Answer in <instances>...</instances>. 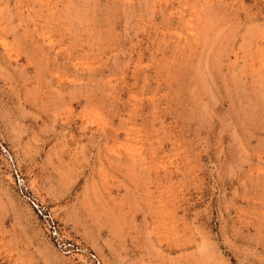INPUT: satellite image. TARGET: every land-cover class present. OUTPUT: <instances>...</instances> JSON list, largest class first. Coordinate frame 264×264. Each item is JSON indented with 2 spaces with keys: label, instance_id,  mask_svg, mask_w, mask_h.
<instances>
[{
  "label": "rangeland",
  "instance_id": "obj_1",
  "mask_svg": "<svg viewBox=\"0 0 264 264\" xmlns=\"http://www.w3.org/2000/svg\"><path fill=\"white\" fill-rule=\"evenodd\" d=\"M0 264H264V0H0Z\"/></svg>",
  "mask_w": 264,
  "mask_h": 264
}]
</instances>
